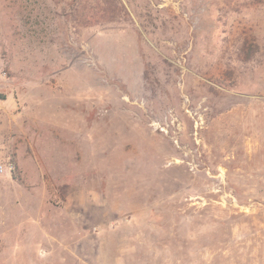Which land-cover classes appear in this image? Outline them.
Segmentation results:
<instances>
[{
  "label": "rangeland",
  "instance_id": "1",
  "mask_svg": "<svg viewBox=\"0 0 264 264\" xmlns=\"http://www.w3.org/2000/svg\"><path fill=\"white\" fill-rule=\"evenodd\" d=\"M0 264H264V0H0Z\"/></svg>",
  "mask_w": 264,
  "mask_h": 264
}]
</instances>
